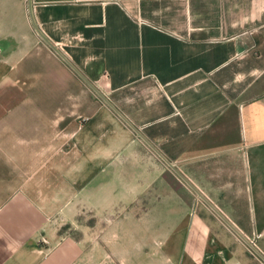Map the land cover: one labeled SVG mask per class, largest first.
Wrapping results in <instances>:
<instances>
[{"label": "crops", "instance_id": "0c3cea01", "mask_svg": "<svg viewBox=\"0 0 264 264\" xmlns=\"http://www.w3.org/2000/svg\"><path fill=\"white\" fill-rule=\"evenodd\" d=\"M230 235L264 264V0H0V264H248Z\"/></svg>", "mask_w": 264, "mask_h": 264}, {"label": "rangeland", "instance_id": "374dc122", "mask_svg": "<svg viewBox=\"0 0 264 264\" xmlns=\"http://www.w3.org/2000/svg\"><path fill=\"white\" fill-rule=\"evenodd\" d=\"M232 233H235L231 228H230ZM230 233V234H232ZM231 237V242H230V249L238 255L242 261L248 263V264H258V259L256 257V254H254L253 249L245 242H240L239 240L233 239L232 235ZM253 245V244H252Z\"/></svg>", "mask_w": 264, "mask_h": 264}]
</instances>
